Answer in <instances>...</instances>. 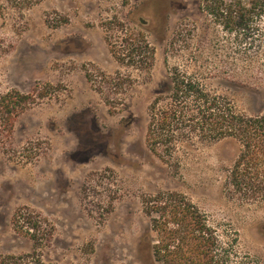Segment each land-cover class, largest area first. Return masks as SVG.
<instances>
[{
	"label": "rangeland",
	"instance_id": "374dc122",
	"mask_svg": "<svg viewBox=\"0 0 264 264\" xmlns=\"http://www.w3.org/2000/svg\"><path fill=\"white\" fill-rule=\"evenodd\" d=\"M202 2L0 0V95L34 96L12 127L0 119V264H159L144 200L168 190L205 214L231 253L224 264H264V200L223 188L238 144H199L178 168L146 144L148 106L174 66L264 113V11L229 32ZM117 20L145 35L152 61L114 56L107 36L125 48Z\"/></svg>",
	"mask_w": 264,
	"mask_h": 264
},
{
	"label": "trees",
	"instance_id": "16d2710c",
	"mask_svg": "<svg viewBox=\"0 0 264 264\" xmlns=\"http://www.w3.org/2000/svg\"><path fill=\"white\" fill-rule=\"evenodd\" d=\"M39 1L13 3L31 7ZM202 6L224 29L234 32L248 28L254 16L262 14L264 0H203ZM121 25L124 36L118 39L125 48L107 36L114 56L136 67L152 61L154 48L145 35L137 38ZM204 75L180 66L170 69L171 88L159 91L148 106L146 144L161 161L178 168L183 152L199 144L230 140L238 144L239 152L226 174L225 194L244 202L264 200V113L248 114L238 109L228 95L212 88ZM114 79L118 85L123 83ZM33 99L17 90L0 95V119L12 127ZM144 203L155 235L149 234L148 240L159 264H224L230 259L229 248L219 243L205 214L185 194L159 191ZM15 221L18 223L17 215ZM36 227L33 223L31 229ZM13 259L3 258L1 264H13Z\"/></svg>",
	"mask_w": 264,
	"mask_h": 264
}]
</instances>
